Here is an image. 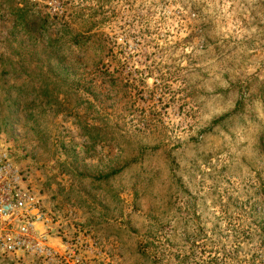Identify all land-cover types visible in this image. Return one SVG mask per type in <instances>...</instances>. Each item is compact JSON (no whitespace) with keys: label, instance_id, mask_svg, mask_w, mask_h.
<instances>
[{"label":"rangeland","instance_id":"1","mask_svg":"<svg viewBox=\"0 0 264 264\" xmlns=\"http://www.w3.org/2000/svg\"><path fill=\"white\" fill-rule=\"evenodd\" d=\"M12 1L0 56L16 63ZM27 3L57 56L27 54L23 81L0 80V102L28 94L0 104V151L54 245L76 239L81 264H264V0Z\"/></svg>","mask_w":264,"mask_h":264},{"label":"built area","instance_id":"2","mask_svg":"<svg viewBox=\"0 0 264 264\" xmlns=\"http://www.w3.org/2000/svg\"><path fill=\"white\" fill-rule=\"evenodd\" d=\"M52 220L26 184L22 169L0 151V264L30 257L42 264H81L76 239L54 245ZM60 247V248H59Z\"/></svg>","mask_w":264,"mask_h":264},{"label":"trees","instance_id":"3","mask_svg":"<svg viewBox=\"0 0 264 264\" xmlns=\"http://www.w3.org/2000/svg\"><path fill=\"white\" fill-rule=\"evenodd\" d=\"M11 10L12 14L14 15L13 24L11 27V30L17 31L20 39V47L19 50L21 54L25 59L27 57V54H29L30 57L33 56H44L47 55L48 57H56L57 55L54 53V51L45 50L47 46L52 45V39L58 41L56 39L55 35H50L47 33V20L37 16L34 14V12L31 10V7L28 5L27 0H13L11 3ZM72 13V12H71ZM70 13H67V16H69ZM90 31V29H85V32ZM75 33H78L75 31ZM78 35L75 34L72 37V41L76 42V44H84L85 41H81L82 38L77 39ZM89 39V36L86 38ZM30 47L33 51H30ZM0 56V64H1V72H0V80L4 79V76H10L12 75L13 79L15 81H23L22 73H26V70L28 69L25 59H20L19 62H14L10 58L4 59V57ZM20 63L22 67H19V70L16 69V64ZM20 68H23L20 70ZM40 72V71H39ZM38 72V76H41ZM40 88H37V91L35 92V100L42 101V98H47L48 94L45 91V84L41 79H38ZM7 91V89H6ZM8 94V93H6ZM28 95H22L21 93L16 94L14 97H9L8 95H2V100L0 104H2L3 101H8V110L9 108L13 107L15 108L17 105L21 104L23 102L24 97ZM17 103L15 106H11L12 103ZM11 106V107H10ZM86 132H90L91 130L96 129L94 126L89 125L87 128H84ZM239 245H235L237 248ZM143 254H147V251H145V248L143 249ZM216 254V253H214ZM225 257L231 258L232 262L241 263V259L238 257L237 253L234 252H228L224 253ZM216 258L215 256H213ZM239 258V260H238ZM230 264V263H229ZM250 264H253V262H250Z\"/></svg>","mask_w":264,"mask_h":264}]
</instances>
